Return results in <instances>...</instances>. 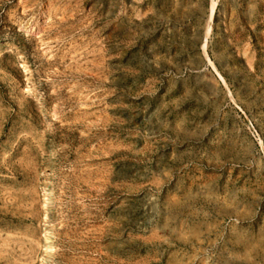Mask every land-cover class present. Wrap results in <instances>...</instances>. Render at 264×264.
Wrapping results in <instances>:
<instances>
[{"label": "rangeland", "instance_id": "374dc122", "mask_svg": "<svg viewBox=\"0 0 264 264\" xmlns=\"http://www.w3.org/2000/svg\"><path fill=\"white\" fill-rule=\"evenodd\" d=\"M211 1L0 0V264H264V0Z\"/></svg>", "mask_w": 264, "mask_h": 264}, {"label": "crops", "instance_id": "0c3cea01", "mask_svg": "<svg viewBox=\"0 0 264 264\" xmlns=\"http://www.w3.org/2000/svg\"><path fill=\"white\" fill-rule=\"evenodd\" d=\"M259 212H261L263 214L262 222H263V231H264V194L262 196L261 203L257 204L255 207V213H254L255 218L258 217ZM262 245L264 247V235H263Z\"/></svg>", "mask_w": 264, "mask_h": 264}, {"label": "bare ground", "instance_id": "6f19581e", "mask_svg": "<svg viewBox=\"0 0 264 264\" xmlns=\"http://www.w3.org/2000/svg\"><path fill=\"white\" fill-rule=\"evenodd\" d=\"M215 5H216V0H212L211 1V6H210V13H209V16H208V19H209V21H211V18H212V15H213V11H214V8H215ZM210 24H208V26H207V29H206V33L208 34L209 33V31H210ZM202 47V49H203V51H204V53H205V41L204 42H202V45H201ZM174 256V255H173ZM176 258V257H175ZM181 264V263H180Z\"/></svg>", "mask_w": 264, "mask_h": 264}]
</instances>
